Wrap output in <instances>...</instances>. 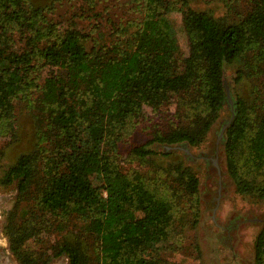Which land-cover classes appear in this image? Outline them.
<instances>
[{"label": "trees", "instance_id": "trees-1", "mask_svg": "<svg viewBox=\"0 0 264 264\" xmlns=\"http://www.w3.org/2000/svg\"><path fill=\"white\" fill-rule=\"evenodd\" d=\"M78 1L91 11L98 3ZM117 1L139 11L141 19L109 32L99 27V42L89 49L90 34L78 23L56 31L40 4L0 0V125L13 128L16 103L37 88L36 143L3 178L18 192L4 233L19 264H50L63 255L69 264H176L159 251L170 236V201L142 174L122 172L108 151L143 106L160 108L172 99L195 114L194 124L156 133L134 146L133 154H159L156 143L199 144L229 101L226 66L244 60L254 45L264 74V0H248L232 19L194 7L193 0ZM175 11L181 13L188 54ZM245 78L246 69L238 68L236 83ZM233 100L234 117L225 131L229 173L240 193L264 198V184L247 180L238 158L246 146L245 164L264 166V104L254 115L244 94ZM177 171L197 190L189 168L178 165ZM62 232L59 242L46 239ZM35 242L46 247L35 253ZM255 260L264 264V228Z\"/></svg>", "mask_w": 264, "mask_h": 264}, {"label": "rangeland", "instance_id": "rangeland-1", "mask_svg": "<svg viewBox=\"0 0 264 264\" xmlns=\"http://www.w3.org/2000/svg\"><path fill=\"white\" fill-rule=\"evenodd\" d=\"M30 1L45 7L44 14L56 31L78 23L77 26L90 34L87 41L89 49L99 42V27L109 32L113 27L125 25L128 19H141L139 11L123 8L117 0H98L96 9L92 11L87 10L85 2L78 0ZM247 3L248 0H193L192 5L209 10L217 17L232 19L237 18V12L243 11ZM172 17L177 22L182 50L188 54V39L182 30L181 13L175 11ZM15 36L18 37L17 34ZM257 52L258 48L251 45L244 60L226 66V80L232 99L238 93L244 94L252 105L254 115L261 114L264 104V74ZM240 67L246 69V78L236 83ZM32 91L33 94H25L16 103L14 127L10 129L0 125V254L3 256L0 261L3 264H19L4 233L10 221L9 213L17 203L18 192L15 184H6L3 178L8 166L36 143L37 126L32 98L36 97L37 88ZM185 107L175 99L160 108L143 106L138 115L131 118L124 136L108 152L122 172L142 174L156 193L170 201L173 220L169 240L159 250L163 257L176 264H256V240L264 228V198L253 193H240L229 173L225 132L219 140L223 127L233 114L229 101H226L219 117L199 144L156 143L153 148L159 154L145 158L133 154L134 146L147 142L156 133H164L177 126L191 127L196 120L195 114L186 113ZM247 151L243 146L238 153L241 172L252 184L263 185L264 166L253 168L249 162L246 165ZM178 165L189 168L197 176V190L192 191L186 186L177 171ZM38 174H41L40 170ZM95 183L98 184L97 181ZM24 202L27 198L21 203ZM66 233H55L46 239L49 243L52 240L59 242ZM33 246L35 253L46 247L41 242H35ZM68 262L63 255L52 258L50 264Z\"/></svg>", "mask_w": 264, "mask_h": 264}, {"label": "water", "instance_id": "water-1", "mask_svg": "<svg viewBox=\"0 0 264 264\" xmlns=\"http://www.w3.org/2000/svg\"><path fill=\"white\" fill-rule=\"evenodd\" d=\"M227 98H228L229 102H230V103L232 104V106H233L234 100L232 99V96H231V93H230L229 87H227ZM233 110H234V112H235V108H234V107H233ZM233 117H234V114L232 115V117H231V119L229 120V122L223 127L222 132H221V134H220V136H219V140L222 138V136H223L225 130L227 129V127H228L229 124L231 123Z\"/></svg>", "mask_w": 264, "mask_h": 264}, {"label": "crops", "instance_id": "crops-1", "mask_svg": "<svg viewBox=\"0 0 264 264\" xmlns=\"http://www.w3.org/2000/svg\"><path fill=\"white\" fill-rule=\"evenodd\" d=\"M2 257H3L2 254H0V260L2 259ZM0 262H1V261H0Z\"/></svg>", "mask_w": 264, "mask_h": 264}, {"label": "flooded vegetation", "instance_id": "flooded-vegetation-1", "mask_svg": "<svg viewBox=\"0 0 264 264\" xmlns=\"http://www.w3.org/2000/svg\"><path fill=\"white\" fill-rule=\"evenodd\" d=\"M0 264H3L2 262H0Z\"/></svg>", "mask_w": 264, "mask_h": 264}]
</instances>
